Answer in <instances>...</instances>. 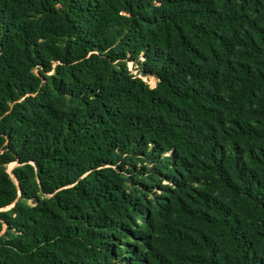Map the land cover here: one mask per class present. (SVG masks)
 <instances>
[{
    "label": "trees",
    "instance_id": "1",
    "mask_svg": "<svg viewBox=\"0 0 264 264\" xmlns=\"http://www.w3.org/2000/svg\"><path fill=\"white\" fill-rule=\"evenodd\" d=\"M0 264H264V0H0Z\"/></svg>",
    "mask_w": 264,
    "mask_h": 264
},
{
    "label": "rangeland",
    "instance_id": "2",
    "mask_svg": "<svg viewBox=\"0 0 264 264\" xmlns=\"http://www.w3.org/2000/svg\"><path fill=\"white\" fill-rule=\"evenodd\" d=\"M128 65H129V67L131 68V69H133L134 71L136 70V68H135V66H134V64H133V62H131V61H129L128 62ZM144 79H146L152 86H154L155 85V79L153 78V77H146V76H144ZM15 165V163H10L9 165H8V170L10 171L11 169H12V167Z\"/></svg>",
    "mask_w": 264,
    "mask_h": 264
}]
</instances>
